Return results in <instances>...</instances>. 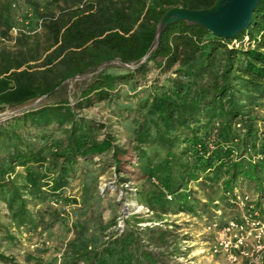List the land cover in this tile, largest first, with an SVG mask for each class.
<instances>
[{"label":"trees","instance_id":"obj_1","mask_svg":"<svg viewBox=\"0 0 264 264\" xmlns=\"http://www.w3.org/2000/svg\"><path fill=\"white\" fill-rule=\"evenodd\" d=\"M56 1L51 13L35 4L44 18L40 34L18 36L15 48L0 42V112L47 95L0 120V200L11 210L17 230L41 223L49 209L34 211L30 201L59 199L80 158L99 160L101 167L113 166L118 174L133 165L147 184L137 189L136 198L161 218L168 212L195 213L201 201L202 206L216 197L224 201V190L240 187L244 180L258 191V205L263 204L264 155L255 161L251 156L264 152V126L258 127L252 115L264 100V0L256 5L251 24L233 37L179 19L167 24L151 50L168 7L202 8L214 0H95L85 7L79 0ZM12 19L10 0H0L1 34H9ZM234 39L238 46L230 45ZM113 58L136 66L113 73L110 66L97 70ZM152 68L160 73L171 69L178 76L174 88L162 86L140 103L146 117L131 150L109 130L99 136L104 124L81 114L82 109L112 99L118 84L136 81ZM86 72L94 73L74 80L73 93L68 81L53 90ZM217 119L220 124L213 131ZM58 131L62 134L55 136ZM48 159L51 167L45 166ZM129 178L123 175L121 181ZM189 183L201 187L205 201ZM149 230V237L161 244L172 235L162 226ZM135 233L131 229L118 235L106 251L87 250L85 263L137 264L135 253L129 255ZM15 238L0 221V263L18 264L1 247L3 240ZM139 254L157 264L151 250Z\"/></svg>","mask_w":264,"mask_h":264},{"label":"rangeland","instance_id":"obj_2","mask_svg":"<svg viewBox=\"0 0 264 264\" xmlns=\"http://www.w3.org/2000/svg\"><path fill=\"white\" fill-rule=\"evenodd\" d=\"M15 1L17 4L13 7L11 3ZM57 3L56 0H10L13 25L22 27L26 25L28 29L33 30L36 18L39 17L35 4L41 12L51 13L49 11L57 9ZM42 31L43 28L32 31L31 34L22 31L17 37L22 34L32 36ZM16 41L0 42L15 48ZM100 66L97 70L110 66L108 71L113 73L129 67L134 68L136 64L130 62L129 65H125L113 60ZM94 72L82 73L85 76L68 80L70 82L68 92L73 93L76 87L74 80L87 79ZM177 76L178 74L171 69L160 73L156 68H152L147 75L139 76L136 81L118 84L112 99L98 101L82 109L81 114L104 124L99 136H103L109 130L113 132L116 142L131 150L139 123L146 117L145 110H139L140 103L147 95H151L162 86L174 88ZM183 80L190 81L188 77H184ZM190 85L194 87V84ZM262 102L255 106V112L252 114L258 118V127L264 126V100ZM20 110L22 107L16 109L7 107L0 112V120ZM61 134L62 132L58 131L55 136ZM40 140L44 141V138ZM97 162L80 158L76 164V174L69 177L57 204H52V200L37 199L34 203L30 201L29 205L34 211L39 207L49 209L36 228L22 226L21 230H17L11 221V210L0 200V221L7 223L16 237L13 241H2L1 247L5 253L13 254L18 264H86L87 250L106 251L107 247L113 246L114 238L133 229L136 235L135 239L130 240L132 251L129 255L135 253L134 260L136 257L139 258L137 264L150 262L139 254L141 250H151V260L154 258L157 264L160 260L165 264H226L221 255L212 254L213 235L206 229L217 208L214 200L203 206L202 201L198 202L195 213L186 210L168 212L161 218L136 198L137 189L147 184L143 177L133 170V165L129 166L130 171L124 173L122 170L118 174L113 166L101 167L99 160ZM51 163L48 159L45 166L51 167ZM22 169V166L17 167L19 171ZM123 175H129L130 178L121 181ZM240 183L241 189H247L257 199H261L258 191L248 183V180ZM189 184L194 195L205 201L201 187L195 183ZM220 207L224 215L235 211L228 208L224 201ZM155 226L170 229L172 235H169L165 244L157 243L149 237L153 233L149 230L150 227ZM178 246L181 250L177 253ZM116 258L115 256L114 259Z\"/></svg>","mask_w":264,"mask_h":264},{"label":"built area","instance_id":"obj_3","mask_svg":"<svg viewBox=\"0 0 264 264\" xmlns=\"http://www.w3.org/2000/svg\"><path fill=\"white\" fill-rule=\"evenodd\" d=\"M94 1L79 0L78 4L80 7H85ZM16 4V1L11 3L13 7ZM43 22V17H37L33 30L28 29L26 25L25 27L12 25L9 34L0 33V41L15 43L19 32L31 34L32 31L41 30ZM233 44L238 46L240 43L234 39L230 45ZM219 124L220 120L217 119L213 131ZM232 151L238 154L235 148H232ZM263 155V150H260L257 154H253L251 159L260 160ZM152 180L157 181L155 177H152ZM223 194L224 202L229 205L228 208L235 209V211L224 215L220 207L223 199L220 197L213 199L217 208H215L214 217L206 227L213 235L212 254L221 255L226 264H264V204L259 206L258 199L253 193L241 187L229 188L224 190ZM57 201L58 199H53L51 203L57 204Z\"/></svg>","mask_w":264,"mask_h":264},{"label":"water","instance_id":"obj_4","mask_svg":"<svg viewBox=\"0 0 264 264\" xmlns=\"http://www.w3.org/2000/svg\"><path fill=\"white\" fill-rule=\"evenodd\" d=\"M258 2L259 0H214L212 4L202 8H190L180 4L170 6L160 17L156 35L149 50L158 43L160 34L167 24L176 22L179 19H183L188 23L202 24L207 30L209 29L214 34L223 38L233 37L251 24L253 13ZM113 60H117L125 65H129L130 63L124 62L120 58H113ZM113 60H109L108 62H113ZM81 76H85V74L69 77L53 90L65 84L66 81L80 78ZM46 96L39 97L34 103L22 107V109L33 107Z\"/></svg>","mask_w":264,"mask_h":264}]
</instances>
